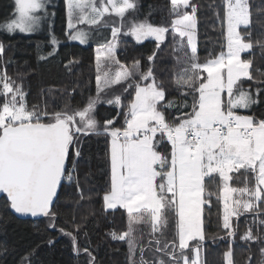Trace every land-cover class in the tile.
<instances>
[{"label": "snow or ice", "instance_id": "obj_1", "mask_svg": "<svg viewBox=\"0 0 264 264\" xmlns=\"http://www.w3.org/2000/svg\"><path fill=\"white\" fill-rule=\"evenodd\" d=\"M47 2L15 0L14 18L0 24V30L9 34L17 30L34 32L45 19L46 14L40 13L44 12ZM224 4L227 51L200 63L194 43L197 6L191 0H170V15L174 16L171 29L174 34L187 37V45L191 48V56L184 51L185 67L174 83L182 96L193 98L191 112H181L172 122L166 119L164 109L187 108V100L177 105L174 98L168 99L166 89L156 81L153 68L141 71L139 61L132 69L120 65L114 75L111 68L103 76L98 74L97 97H90L85 108L73 112H41L36 106L29 110L22 87L15 85L6 74L0 76V96L3 97L0 104V194H6L9 207L21 215L55 217L52 206L65 176L69 181L72 179V170L66 167V161L71 155L70 149L79 142L76 134L81 133L111 137V187L103 199L106 208L119 206L129 214L128 232L113 236L125 240L133 237L137 230L133 228L134 224L150 223L152 239L149 246L154 243L155 252L168 257V261L157 258L153 264H181V261L183 264H200V243L191 249L192 258L185 250L190 248L189 241L206 239L201 219L202 205L209 202L208 198H202L205 177L218 173L223 181V227L229 230V237L235 236L231 216L242 215L241 209L244 212L255 210L259 214L255 202H264V188L261 187L264 185V119L257 120L235 111L250 109L259 103L249 89L242 87L244 80L255 79L250 71L253 62L241 58V53L254 47L248 31L251 24L249 4L248 0H224ZM66 7L69 40L85 44L91 33L77 25L103 23L107 27L106 14L122 18L123 23L127 19L126 12L134 10L135 3L132 0H66ZM188 8L191 12L186 11ZM168 30L165 26H153L147 20L133 21L125 35H132L138 42L154 37L158 50ZM119 32L120 28L113 27V40L98 49V72L101 58L119 65L115 59ZM51 43H58L54 35ZM255 43L264 48V41ZM4 51V45L0 43V54ZM156 55L154 51L148 57L149 61L153 62ZM260 75L264 77V72ZM137 76L138 80L135 79ZM125 82V92L135 88L132 101L123 111L125 126L115 128L114 121L107 120L101 127L92 115L100 94ZM257 83L258 96L264 92V80ZM222 93L227 94V100ZM107 102L124 109L119 96ZM165 138L170 145L167 155L158 150ZM80 154L77 148L72 160L73 170ZM241 169L253 174L257 182L254 190L247 185L240 189L228 186L227 181L232 179L229 173ZM236 192L247 193L253 199L233 202L231 193ZM211 195L209 193L208 197ZM169 214L175 218L178 245L175 239L162 242L156 235H164L169 226ZM145 217L149 219L145 220ZM258 239L251 230L241 236L244 241ZM73 241L75 245V237ZM128 243L130 253L135 256L137 244L134 237L128 239ZM144 250L139 247L140 264H149L143 257ZM261 255L264 258V248ZM225 258L227 264H235L231 245ZM93 260L90 259L89 264H93ZM248 264H251L250 258Z\"/></svg>", "mask_w": 264, "mask_h": 264}, {"label": "trees", "instance_id": "obj_2", "mask_svg": "<svg viewBox=\"0 0 264 264\" xmlns=\"http://www.w3.org/2000/svg\"><path fill=\"white\" fill-rule=\"evenodd\" d=\"M132 2L135 3V9L125 14L127 19L123 23L121 18L114 25L121 29L116 59L120 62L119 65L129 69L133 68L136 61L140 62L141 71L146 72L152 67L156 81L166 89L168 99L174 98L177 105L187 100V108L164 109L166 119L172 122L181 112H191L192 96H182L181 90L174 83L185 67L184 51L189 56L191 54L184 42H180V51L176 47L178 38L171 29L174 16L170 15V0ZM191 3L197 6V57L200 63H204L225 51V4L224 0H191ZM248 4L251 21L248 31L254 47L242 59L253 62L250 71L255 79L244 80L242 87L249 89L259 103L253 104L250 109L235 111L259 120L264 119V92L257 96L256 89L257 81L264 80L260 75L264 72V48L255 42L264 41V0H248ZM60 9L54 34L66 41L67 22L63 0L60 1ZM186 11L191 12V8ZM14 14L13 0H0V24L14 18ZM145 20L153 26L169 28L158 50L156 40L137 45L122 35L130 29L133 21L139 23ZM46 36L45 33L31 38L8 36L6 31L0 30V43L5 48L4 53L0 54V76L6 74L15 85L22 87L29 110L33 106L38 111L46 110L48 113L82 110L87 106L90 97H97L94 50L91 47L65 44L55 54L49 55ZM154 51L157 55L150 62L148 57ZM135 79L138 80L139 77ZM125 87L127 82L108 88L100 95L92 115L101 127L107 120H113L115 128L123 129L125 126L123 111L134 97V87L127 92L123 90ZM116 96L120 97L123 110L102 105ZM2 103L3 97L0 96V104ZM79 119L77 116V122ZM110 140L111 137L106 134H88L79 138L75 146V150L79 148L81 153L75 164L76 174L69 184L62 185L52 208L56 214L54 218L47 217L38 222L19 221L11 214L6 199H0V264H22V261L23 264H89L92 258L93 264H129L126 244L113 236L116 234L118 237L127 232L126 214L120 210L108 212L104 209L103 197L111 187ZM158 150L168 154L170 145L166 138ZM70 152L67 167L72 166L74 159V149L71 148ZM237 173L229 182L230 188H244L246 185L250 189L256 187V181L250 172L240 170ZM204 183L209 202L204 204L202 211V225L206 237L201 244L203 264H227L225 253L229 251L230 245L235 264H248L249 258L251 264H264L261 255V249L264 248V223H261L264 220V202L257 204L259 214L253 210L230 219L235 236L229 237V230L223 227L221 181L217 177H210ZM209 193H212L210 198ZM174 229L175 223H171L169 230ZM249 230L259 239L241 240V236ZM174 239L177 242L176 236L171 240ZM24 257L28 259L23 260Z\"/></svg>", "mask_w": 264, "mask_h": 264}, {"label": "rangeland", "instance_id": "obj_3", "mask_svg": "<svg viewBox=\"0 0 264 264\" xmlns=\"http://www.w3.org/2000/svg\"><path fill=\"white\" fill-rule=\"evenodd\" d=\"M60 1L61 0H48L47 4L45 5L44 12L40 13L41 15H45L46 14L45 15V19L41 21L40 27L37 28L34 32L22 33V32H19L17 30L15 33H13V34L7 33V35L8 36H21V37H24V38H31V37H39L40 35L45 33V35H47L46 36L47 46L49 47V51L52 54H55L59 50V48L61 46L65 45V44L76 45V46L85 47V48L91 47L94 50V56H95L94 65H95L96 74L97 75L99 74V75L103 76V73L105 71H107L109 68H111L112 69V73L114 75L115 71L119 69L120 65H117L115 63H109L108 61H105L103 58H101L100 71L98 72V70H97V55H98V49L101 48V45H107L109 41L113 40L112 28L115 27L114 25L117 23V20H120L121 18L120 17H116L114 14H106L105 17H104V20L107 21V27H105L103 23H101L99 25H90V24H79V25H77V27L82 28L85 31H90V33H91L88 42L85 43V44H81L79 41H72V40H69V38H68L67 33H68L69 29H68L67 7H66V0H63L64 8H65V15H66V22H67L66 23V34H65L66 41H64V40L59 39L54 34V26H55V23H56L57 18H58V13L61 11V9H60ZM13 3L15 5V0H13ZM129 11H131V10H128L126 13H128ZM243 27L244 26H241V29H243ZM117 28H120V27H117ZM238 30H240V29H238ZM128 31L129 30L123 32L122 35L124 37H126L127 39H130L131 41H133L137 45H143V44H145L147 42L155 41L154 37H147V38L141 39L138 42L132 35H125V33L128 32ZM194 34H195V29H194ZM53 35L55 36L56 40L58 41V43L55 44V45H53L51 43ZM120 35H121V29H120V32L118 34L117 44H118V39H119ZM174 35H176L177 38H178L177 46H176L177 48L179 47L178 51H180V42L181 43L184 42L186 44L188 50L190 51V54H191V48L188 47V45H187V37H180L178 35V33H176ZM194 43L196 45L195 37H194ZM117 50H118V46L116 48V54H117ZM226 51H227V48L225 47V51L224 52L226 53ZM249 51L250 50H247V51L241 53V58L243 57V55L249 53ZM116 54H115V59H116ZM204 75L206 76V73ZM148 82H151V79ZM95 84H96V90H97V80H96ZM113 86H115V85H113ZM134 94H135V88H134ZM222 96L226 97V100H227L228 97H227L226 93H222ZM102 105H104V107L118 109V107L115 104H109L107 101L103 102ZM73 147H75V146H73ZM236 174H238V173L237 172H230L229 176H231L232 179H233V176L236 175ZM211 177H217L218 179H220V181H221V189H222L223 188V181L221 180L219 174L218 173L213 174ZM208 178H210V177H205V179H208ZM229 182H230V180H229ZM227 183H228V181H227ZM228 185H229V183H228ZM261 187L264 188V185H262ZM236 189H240V188H236ZM202 198H206V193L205 192H204ZM249 199H253V198H251L247 193H238V192L231 193V200L233 202L236 201V200L244 201V200H249ZM220 202H221L222 214H223V198H222V196L220 197ZM258 202L259 201H256L255 203L257 204ZM203 207H204V204L202 205V209H203ZM104 209L106 211H108V212H114V211H117V210L123 211L126 214V217H127L128 230H129V214L127 213V211L125 209L120 208L119 206H117L116 209H108L105 206V202H104ZM241 212H242V214L246 213V212L243 211V209H241ZM237 217H239V216L233 215V216L230 217V219H234V218H237ZM148 219H149L148 217H145V220H148ZM201 219H202V215H201ZM171 223H175V221H174V218L172 217V214H169V225ZM202 227H203V225H202ZM133 228L137 229L133 233V237H134L135 242L137 244V251H136L135 256H133L130 253V251H129V243H128V239L133 238V237L126 238L125 240H119L120 242L125 243L126 246H127L129 264H140L141 257H140L139 247H144L145 250H144V253H143V257H145V260L148 261L151 264H153V261L155 259H157V258H162L165 261H168V257L167 256H164L161 253L155 252V247L156 246H155L154 243L151 246H149V241L152 239V236L150 235V231H151L150 223L134 224ZM128 230H127V232H128ZM156 235L161 239L162 242L164 240H167V241L170 242V241H172L171 240L172 237L176 236V229L169 230V226H168V228L165 230V233H164L163 236H160L159 233H157ZM176 243L178 245V238H177V242ZM197 243L202 244L203 241L202 242L201 241H195V240L194 241H189L190 248L186 249L185 252L190 258H192L194 256V253L192 252L191 249L195 248ZM199 261H200V264H203V251H202V248H200V252H199ZM169 264H170V262H169ZM181 264H183L182 261H181Z\"/></svg>", "mask_w": 264, "mask_h": 264}, {"label": "water", "instance_id": "obj_4", "mask_svg": "<svg viewBox=\"0 0 264 264\" xmlns=\"http://www.w3.org/2000/svg\"><path fill=\"white\" fill-rule=\"evenodd\" d=\"M162 44V42L160 43V45ZM142 84L144 83L143 81L141 82ZM66 165H67V161H66ZM62 185H63V181H62ZM62 185L59 187L58 189V194H59V191L62 187ZM5 198L6 199V194H0V199L1 198ZM57 199V198H56ZM56 199H55V202H56ZM7 201V200H6ZM8 203V202H7ZM55 204V203H54ZM54 206V205H53ZM52 206V208H53ZM10 211H11V214L19 221H30V222H38V221H41V220H44L46 219L48 216H44V215H38L36 217H33L31 216L30 214L28 215H21V214H17L15 213L11 208H10Z\"/></svg>", "mask_w": 264, "mask_h": 264}, {"label": "built area", "instance_id": "obj_5", "mask_svg": "<svg viewBox=\"0 0 264 264\" xmlns=\"http://www.w3.org/2000/svg\"><path fill=\"white\" fill-rule=\"evenodd\" d=\"M80 136H81V134L78 133V137H80ZM75 146H76V145H75ZM73 149H74V155H73V157H74V159H75V152H76L75 147H73ZM67 168H68L69 170H72V179H73L74 175L76 174V166H75L74 170H73V165H72V166L70 165V166H68ZM72 179H71V180H72ZM64 182L67 183V184L70 182V181L67 179V175H66L65 178H64Z\"/></svg>", "mask_w": 264, "mask_h": 264}, {"label": "crops", "instance_id": "obj_6", "mask_svg": "<svg viewBox=\"0 0 264 264\" xmlns=\"http://www.w3.org/2000/svg\"><path fill=\"white\" fill-rule=\"evenodd\" d=\"M243 170H244V169H241V171H243ZM248 172L251 173V171H248ZM251 174H252V173H251ZM252 176H253V174H252ZM253 180H255L254 176H253ZM255 181H256V180H255ZM228 183H229V181H228ZM256 183H257V182H256ZM228 186H229V185H228ZM259 202H261V201H259ZM259 202H258V203H259ZM258 203H257V204H258Z\"/></svg>", "mask_w": 264, "mask_h": 264}]
</instances>
